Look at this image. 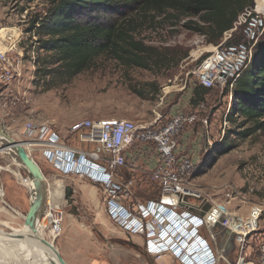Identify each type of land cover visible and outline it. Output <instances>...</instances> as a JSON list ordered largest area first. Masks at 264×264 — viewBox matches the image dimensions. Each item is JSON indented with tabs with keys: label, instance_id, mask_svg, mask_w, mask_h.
<instances>
[{
	"label": "rangeland",
	"instance_id": "374dc122",
	"mask_svg": "<svg viewBox=\"0 0 264 264\" xmlns=\"http://www.w3.org/2000/svg\"><path fill=\"white\" fill-rule=\"evenodd\" d=\"M259 2L264 3V0ZM51 5L52 0H0V28L17 24L30 33L34 18L45 17ZM240 16L230 40L245 39ZM126 18L129 21L126 19L123 23L126 28L130 26L129 32L134 38L155 48L151 68L126 66L110 55H102L92 67L75 76L64 80L56 75L47 84L36 75V65L26 58L27 69L21 79L0 83V130L4 129L18 140L31 137L43 128L65 131L83 118H128L139 124L157 126L159 122L155 121L160 115L165 123L179 110L185 114L196 113V123L185 126L180 135L182 147L195 154L197 166L200 165L195 170V183L219 197L224 193V186L232 185L249 200L242 204L235 199L231 207L247 214L254 202L264 198V128L247 137L238 134L253 122L241 127L244 118L238 117L236 122L231 119L233 114L237 118L233 111L234 89L209 90L202 101L194 97L199 87L196 69L217 44L208 43L204 35L183 27L185 20L175 25L174 19L141 12L131 13ZM99 19L105 16L100 15ZM263 35L264 32L259 39ZM31 39L30 34H25L19 48H27ZM185 53L188 56L178 63ZM204 119L208 120V127ZM28 121L35 123L34 130L25 129ZM70 136L71 141L85 144L78 134ZM207 139L213 143L208 145V151L205 150ZM1 141L5 140L0 135ZM223 147L228 151L221 155L219 151ZM30 151L35 156L39 148L32 146ZM13 155L10 151L0 152V222L3 223L0 227L7 232L22 228L24 218L11 216L5 185H16V192L23 195L24 205L31 202L29 184L24 183L28 174L18 169L22 164ZM136 161L137 158H129L128 166L117 175L120 181L134 179L136 198L123 200L124 205H133V210L135 203L160 196L156 184L149 179L150 170H143L145 165H139L141 170L132 171L130 165ZM60 191L57 198L64 208L62 231L56 237L48 229L41 233L54 243L67 264H156L157 259L146 251L144 235L128 233L111 218L102 189L101 208L97 211L91 210L80 198L72 196L69 203L64 186ZM41 223L46 225V219L42 218ZM202 234L207 237L206 233ZM254 240L253 236L248 241L249 251ZM8 250L24 257L25 252L18 247Z\"/></svg>",
	"mask_w": 264,
	"mask_h": 264
},
{
	"label": "built area",
	"instance_id": "2783aa9c",
	"mask_svg": "<svg viewBox=\"0 0 264 264\" xmlns=\"http://www.w3.org/2000/svg\"><path fill=\"white\" fill-rule=\"evenodd\" d=\"M240 17L245 39L230 42L237 21L196 69L198 82L206 88L233 90L251 61L254 47L264 32V3L255 0ZM23 28L17 24L0 28V83L21 79L27 69L26 58L36 63L39 37ZM25 34H30L31 45L20 49ZM161 117L156 118L157 126L139 124L128 118H83L70 126V133L78 134L83 142L92 143V150L59 147L50 142L41 153L61 173L79 175L98 183L111 218L128 233L144 235L146 251L157 259L156 264H195V261L197 264H264V198L254 202L243 215L231 207L232 202L239 199L244 204L249 199L232 185L224 186L220 197L199 188L194 180L195 170L200 166H197L198 160L180 141L184 127L195 124L197 114L179 110L165 123ZM203 121L208 127V120ZM24 127L30 131L36 125L28 121ZM35 142L30 140L27 146ZM137 145L155 151L149 179L156 184L160 196L135 203L133 210V205L126 206L123 200L136 198L134 179L120 181L117 175L128 166L130 149ZM206 145L208 151V145L213 143L207 139ZM27 150L31 155L30 149ZM28 179L29 176L24 181ZM43 217L49 221L46 225L39 221V229H48L53 237L58 236L62 231L64 208L50 190ZM191 222L201 224L195 228L193 238L181 237L175 242L168 228L182 232L185 226L187 231L192 227H187ZM253 236L255 240L249 251L248 241ZM163 243L171 245V249L166 250Z\"/></svg>",
	"mask_w": 264,
	"mask_h": 264
},
{
	"label": "trees",
	"instance_id": "16d2710c",
	"mask_svg": "<svg viewBox=\"0 0 264 264\" xmlns=\"http://www.w3.org/2000/svg\"><path fill=\"white\" fill-rule=\"evenodd\" d=\"M255 0H52L45 17L34 18L31 30L39 38L36 75L47 84L56 75L71 78L92 67L97 58L110 55L126 66L151 68L155 48L137 41L123 23L131 13L174 19L175 25L205 36L208 43L219 44L241 13ZM104 15L105 19H99ZM107 15V17H106ZM198 17V19H196ZM128 20V19H127ZM129 21V20H128ZM39 22V25L37 23ZM264 36V35H263ZM244 37V36H243ZM241 38L230 42L241 41ZM188 53L179 57L186 58ZM49 77L50 79L46 78ZM213 90L199 83L194 97L204 100ZM235 107L231 119L244 118L241 137L264 128V37L256 43L251 61L234 87ZM224 148L219 154H224Z\"/></svg>",
	"mask_w": 264,
	"mask_h": 264
},
{
	"label": "crops",
	"instance_id": "0c3cea01",
	"mask_svg": "<svg viewBox=\"0 0 264 264\" xmlns=\"http://www.w3.org/2000/svg\"><path fill=\"white\" fill-rule=\"evenodd\" d=\"M70 134H71L70 128L65 131H55L53 128H43L41 130L39 129V133L32 134L31 137H26V138L24 137L18 140L26 141V142L30 140L36 141L35 142L36 144L32 146L38 147L39 153H36L35 154L36 157H35L33 156V152H32L31 156L41 167L45 175L46 184L49 188L48 190H50L53 195H57V196L61 195L60 194L61 188L63 186L66 187L70 185L74 188L73 198L75 199L80 198L82 202H84V204H86V206H88L91 210L97 211L98 209L101 208V198H102L101 186L98 183H95L94 181L81 177L79 175L61 173L53 166V164L49 163L41 153L43 149L50 142L54 143V145L59 147H63V146L74 147L85 151H90L93 149L92 143L84 142L85 144L81 145L71 141ZM32 146L26 145V148L31 150ZM129 154H130V158L133 159L137 158V161L132 163V165H136L134 168H132L133 171H138L139 168L141 170V167L139 165H145L143 166V170L145 169L150 170L151 159H153L154 153L152 154V151H150L148 147H144L142 145H137V147H131ZM18 166H19L18 169L24 170L22 165H18ZM5 186H7L6 191L9 197L7 203L12 211L11 216H16V215L20 216L21 214H23L24 211H28L31 202L26 203L24 205L22 199L23 195L21 192L20 193L16 192L15 189L16 185L14 186L12 184L7 183ZM1 194L3 195V193ZM24 201H27V199L24 198ZM0 223L3 224L2 222ZM23 226H24V222H23ZM20 229H14V230H20ZM26 237L29 238V236ZM17 241L12 240L7 243L12 245H18L21 243V241L19 240ZM4 255L13 264H29L28 262L24 263L22 259H18L20 257L16 252H12L9 250V252L5 251Z\"/></svg>",
	"mask_w": 264,
	"mask_h": 264
},
{
	"label": "water",
	"instance_id": "95a60500",
	"mask_svg": "<svg viewBox=\"0 0 264 264\" xmlns=\"http://www.w3.org/2000/svg\"><path fill=\"white\" fill-rule=\"evenodd\" d=\"M1 138L5 141H1L0 143V152L1 151H10L13 153L15 159L22 164L24 171L28 174V176L34 181L33 189L29 188L31 193V204L30 208L26 214H21L24 218V225L27 226L31 232L29 233L31 236L38 233L37 223L41 214L45 209L46 197L48 193V186L46 184L45 175L39 166V164L35 161V159L28 152L26 145V141H20L13 138L7 131L4 129L0 130ZM66 199H68L69 203H71L72 196L74 194V188L70 185L65 187ZM1 228V227H0ZM11 236H16L14 231L8 232ZM23 236V235H21ZM41 240L46 243L48 246L52 247L56 252L61 264H67V261L61 255L59 250L55 247L54 243L47 240L45 237L41 238ZM0 264H13L11 263L3 254L0 249Z\"/></svg>",
	"mask_w": 264,
	"mask_h": 264
},
{
	"label": "bare ground",
	"instance_id": "6f19581e",
	"mask_svg": "<svg viewBox=\"0 0 264 264\" xmlns=\"http://www.w3.org/2000/svg\"><path fill=\"white\" fill-rule=\"evenodd\" d=\"M24 183L25 184L28 183L29 188L33 189L34 181L30 177L26 182L24 181ZM41 220H42V218L40 217L38 220V223H37L38 233H36L35 235H32V236L29 234L31 232V230L25 225L20 230H14V232L17 233V234H14L16 236H11L3 228H0V249H1V251L3 253L5 251L9 252L8 249L13 250L14 247H18L20 250H22V252L23 251L25 252L24 257L19 255L20 254L19 252H16L20 257L18 259H22V261L24 263L28 262L29 264H61L56 252L54 251V249L52 247L48 246L46 243H44L41 240V238H43L41 230L39 229V221L41 222ZM46 221L48 223L49 219H46ZM184 227L185 226H183V228ZM171 229H172V227L168 228V231H170ZM183 230H185V229H183ZM21 235H25V236L21 237ZM26 236H29V238H27ZM12 240L13 241H17V240L20 241L21 240V243L18 245H12V244L7 243V242L12 241ZM197 263L198 262L195 261V264H197Z\"/></svg>",
	"mask_w": 264,
	"mask_h": 264
},
{
	"label": "clouds",
	"instance_id": "9594fccd",
	"mask_svg": "<svg viewBox=\"0 0 264 264\" xmlns=\"http://www.w3.org/2000/svg\"><path fill=\"white\" fill-rule=\"evenodd\" d=\"M200 225H201V224H200ZM200 225H196V223L191 222V224L187 225V227L192 226L191 229H187V231L183 230V232H179V231L177 230V228H172V229L170 230L169 233L172 234V235H171V238H173L175 242H178L179 238H181V237H185V238H187V239H188V238L191 239V238H193V233H194V231H195V228H197V227L200 226ZM184 229H186V228L184 227ZM162 245H163L164 247H166V250L171 249V248H170L171 245H168V244H166V243H163ZM178 245H179V244H178ZM179 246H180L181 249H183L182 245H179Z\"/></svg>",
	"mask_w": 264,
	"mask_h": 264
}]
</instances>
